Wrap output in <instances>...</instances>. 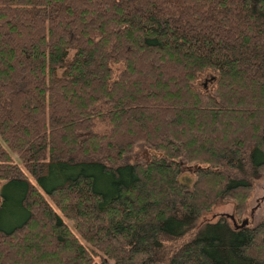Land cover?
Listing matches in <instances>:
<instances>
[{
	"label": "trees",
	"instance_id": "1",
	"mask_svg": "<svg viewBox=\"0 0 264 264\" xmlns=\"http://www.w3.org/2000/svg\"><path fill=\"white\" fill-rule=\"evenodd\" d=\"M262 174L264 0H0V264H264Z\"/></svg>",
	"mask_w": 264,
	"mask_h": 264
},
{
	"label": "rangeland",
	"instance_id": "2",
	"mask_svg": "<svg viewBox=\"0 0 264 264\" xmlns=\"http://www.w3.org/2000/svg\"><path fill=\"white\" fill-rule=\"evenodd\" d=\"M213 79H214L213 72L204 73L199 78L200 82L205 83V85L209 87L211 86L210 82ZM103 129L104 126L102 124L95 126V130H103ZM141 151H142V146L140 142L136 143L133 150L125 156L126 161L129 163H140L144 161L145 154L141 153ZM182 179L191 186L194 180V175L191 172V170L185 171L183 173ZM1 184L2 182L0 181V185ZM253 186H254V191L250 199V207L253 211V214L252 217L251 216L249 217L250 222H247L248 224H255L261 219V217L264 214V174L254 178ZM232 209H233V204L231 202L218 201L217 204L213 207V209L210 212L205 213L201 219L208 221L215 220L219 216H225L227 214H231ZM7 217H9L10 220L15 219L17 217V214L14 213L12 205L10 206L9 212L5 213V215L2 216L1 219L6 223L5 219ZM61 218L66 224L70 225V222L65 220L63 217Z\"/></svg>",
	"mask_w": 264,
	"mask_h": 264
},
{
	"label": "water",
	"instance_id": "3",
	"mask_svg": "<svg viewBox=\"0 0 264 264\" xmlns=\"http://www.w3.org/2000/svg\"><path fill=\"white\" fill-rule=\"evenodd\" d=\"M226 216H228V217H230V218L232 219L233 224H234L235 227L243 226V225L247 224V222H248V219H244V220L242 221V223L238 225L237 222L235 221L233 215L227 214Z\"/></svg>",
	"mask_w": 264,
	"mask_h": 264
}]
</instances>
